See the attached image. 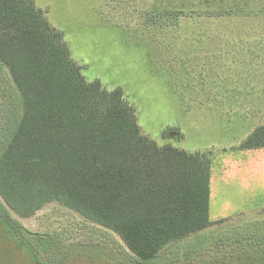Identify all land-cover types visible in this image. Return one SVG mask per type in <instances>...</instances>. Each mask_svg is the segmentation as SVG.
I'll use <instances>...</instances> for the list:
<instances>
[{
	"label": "rangeland",
	"instance_id": "1",
	"mask_svg": "<svg viewBox=\"0 0 264 264\" xmlns=\"http://www.w3.org/2000/svg\"><path fill=\"white\" fill-rule=\"evenodd\" d=\"M35 1L87 79L123 89L144 133L210 151L213 223L147 261L117 233L62 204L21 217L0 197V264H264L260 247L241 244L264 231V147L242 148L264 122V29L231 20L212 27L221 19L191 16L173 23L176 10H202L199 0ZM243 8L264 13V0H244ZM11 85L0 67V132Z\"/></svg>",
	"mask_w": 264,
	"mask_h": 264
},
{
	"label": "trees",
	"instance_id": "2",
	"mask_svg": "<svg viewBox=\"0 0 264 264\" xmlns=\"http://www.w3.org/2000/svg\"><path fill=\"white\" fill-rule=\"evenodd\" d=\"M199 1L202 10H176L173 23L191 16L221 19L208 27L231 20L264 29V13L250 16L244 0ZM0 67L14 90L0 132V197L17 215L57 202L111 229L147 261L212 225L210 151L144 133L123 89L87 79L35 0H0ZM261 147L264 122L242 144ZM257 231L241 244L260 247L264 260V231Z\"/></svg>",
	"mask_w": 264,
	"mask_h": 264
}]
</instances>
